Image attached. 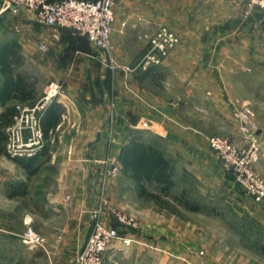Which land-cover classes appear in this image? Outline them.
<instances>
[{
  "label": "crops",
  "instance_id": "crops-1",
  "mask_svg": "<svg viewBox=\"0 0 264 264\" xmlns=\"http://www.w3.org/2000/svg\"><path fill=\"white\" fill-rule=\"evenodd\" d=\"M242 2L115 0L112 39L141 40L145 31L162 24L179 35L180 44L169 55L166 66L162 67L166 75L172 78L176 73L178 87L186 89L194 86L198 98L196 103L187 91L165 101L164 96L159 98L153 91L145 90L142 87L145 76H151L152 70H159L158 67L154 66L156 68H150L148 72L130 74L129 78L120 71L112 75L108 66H102V54L90 46L85 38H77L66 31L53 32L37 21L33 11L21 8L13 10L11 19L0 26V128L1 115L8 108L30 106L42 94L48 82L60 83L62 92L41 117L40 125L47 134V140L45 147L34 158L33 170L7 157L21 174L16 179L6 181L0 197L10 203L14 198H27V209L29 199L33 198L34 206L41 211V221L45 226L53 223L50 229L59 231L55 236L57 246L81 248L90 229V212L98 201V160L108 141L107 131L101 129L107 119L108 91L113 87L116 89L117 114L125 111L133 119L134 126L131 128L141 139L146 130L161 140L170 136L152 108L159 111L166 108L175 118L178 113L187 112L191 107L208 112L213 119L221 122L230 118L228 114L233 110L232 98L221 90L223 82L219 66H226L228 58L229 63H235L234 66L238 61L246 66H264L263 12L253 10L244 16ZM40 43L46 46L45 50L39 48ZM123 44L128 47L131 42ZM181 73L183 77H179ZM147 102L153 105L150 110ZM142 122L149 126H144V129ZM119 125L116 134L121 137H116L118 141L112 148L115 155L126 145L130 130L125 124ZM168 130L171 133L175 131L176 143L182 144L184 150H191L192 144L186 137L181 140L178 134L181 137L184 134L178 128L173 126ZM49 131H52L51 136H48ZM148 144L154 145L151 142ZM0 155L6 156L4 153ZM195 162L204 163L198 158ZM107 183L111 204V196L116 190L125 201V207L138 205L137 202L141 200L139 187L129 176L121 174L110 178ZM148 184L156 185L145 181L142 188L146 191ZM129 192L136 197L129 198ZM29 211L26 210L28 214ZM28 216L25 219L33 221ZM104 223L117 226L116 222L107 218H104ZM120 249V243L116 241L108 250L107 264L126 261ZM142 261L143 258L137 256V263L142 264ZM150 262L157 264L156 258Z\"/></svg>",
  "mask_w": 264,
  "mask_h": 264
},
{
  "label": "rangeland",
  "instance_id": "rangeland-1",
  "mask_svg": "<svg viewBox=\"0 0 264 264\" xmlns=\"http://www.w3.org/2000/svg\"><path fill=\"white\" fill-rule=\"evenodd\" d=\"M242 4V15L246 16L247 12L253 11L247 10L244 0ZM161 26L167 27L164 24L153 27L145 31L142 39L137 41L111 37L110 58L113 60V66H117L115 74L120 71L124 75L118 66H135L147 54L150 48L149 37ZM171 31L178 37L179 43L160 64L150 65L145 70L136 69L124 76L129 78L130 74L144 73L156 66L159 70L153 69L151 76H145V83L142 85L145 90L153 91L159 98L164 96L165 101L174 98L175 94L187 91L196 103L198 98L194 86L190 85L186 89L178 87L176 73L173 74V80L172 76L166 75L163 70L162 66H166L169 55L180 44L179 35ZM128 42L131 44L124 46L123 43ZM88 43L102 54V66H109L108 55ZM229 61L228 58L226 66H219L223 82L221 90L232 98L233 103V110L228 114L230 118L223 119L225 121L213 119L212 114L196 107L188 108L187 112L181 111L175 118L165 110L166 108L159 111L153 109L149 102L146 103L148 109L152 108L151 110L159 116L161 124L170 136L161 140L146 130L141 136L142 140L154 143L174 170V187L168 193H162L157 185L148 184L146 189L169 202L173 207L172 211L143 197L137 202L138 205L125 207V201L116 190L111 196L113 203H110L107 182L110 178L124 174L118 161L121 149L118 155L112 150L113 144L118 141L116 137H121L116 134V130L120 129L119 124L128 126L129 141L131 136L133 137L131 132L135 129L131 128L134 126L133 119L125 111L117 114L116 89L113 87L108 91L107 119L101 125V129L108 133V141L98 160L100 187L98 201L92 211L100 204L99 200L103 196L106 202L101 205L100 221L107 228L115 229L119 239L104 252L103 264H107L108 250L116 241L120 243V254L126 260L117 264H140L137 263V256L143 258L142 264H153L150 262L153 258H156L157 264H264V252L260 249L264 243V198L255 201L233 175L225 170L221 159L209 146V140L213 137L229 141L238 152H247L251 144H254L253 170L259 177L264 178V66H246L244 62L239 61L236 62L237 66H234L235 63ZM191 73L193 74L192 71ZM179 75L183 77L182 73ZM127 86L132 93L128 83ZM238 111L248 112L255 128L252 132L243 129L244 122L236 115ZM142 126L146 129L144 126L149 124L142 122ZM170 126L178 128L179 132L184 134L182 137L178 134L181 140L188 138L187 141L192 144L190 151L184 150L182 144L176 143L177 134L168 130ZM196 158L204 161L203 165L195 162ZM115 162L120 168L116 174L113 172ZM20 174L21 171L13 167L7 156L0 155V195L6 181L20 177ZM182 190L186 191L194 203L202 206L199 211H189L172 200V196L178 195ZM129 193V198L136 197L133 192ZM33 201V198L29 199L28 214L27 198H14L13 203H10L0 197V264H74L80 248L57 246L55 236L59 231L50 229L54 226L53 223L45 226L41 221V211L34 206ZM119 204H122L121 207H118ZM27 216L33 221L26 220ZM104 218L116 222L117 226L106 225ZM57 225L60 226V223ZM28 229L42 238L43 248L23 242L22 236ZM123 240H127V243H123Z\"/></svg>",
  "mask_w": 264,
  "mask_h": 264
},
{
  "label": "built area",
  "instance_id": "built-area-1",
  "mask_svg": "<svg viewBox=\"0 0 264 264\" xmlns=\"http://www.w3.org/2000/svg\"><path fill=\"white\" fill-rule=\"evenodd\" d=\"M244 1L248 11L260 10L264 13V0ZM114 5L115 0H2L0 12L8 7L30 10L34 12L39 23L53 32L67 30L73 35L85 38L108 55V68L113 75L117 67L113 66L110 58ZM178 43V37L169 28L161 26L149 37V51L135 66L118 67L126 76L136 69L145 70L150 65H158ZM39 48L45 50L46 46L40 43ZM61 91L62 85L51 81L45 85L42 96L34 105L15 106L16 114L12 123L5 128L4 152L8 157H32L44 147L47 139L41 129L40 118L57 100ZM236 115L244 122L243 129L246 132L255 129L248 112L238 111ZM51 133L49 131L48 136ZM209 146L221 159L225 170L233 175L255 201L264 198V178L259 177L253 170L254 144H251L247 152H238L229 141L213 137L209 140ZM119 169L115 162L114 174ZM99 201L100 204L90 213V232L77 253L74 264H103L104 252L119 239L115 229L107 228L100 221L102 206L106 201L103 196ZM22 239L28 245L43 248L42 238L31 229L23 234ZM123 243H127V240H123Z\"/></svg>",
  "mask_w": 264,
  "mask_h": 264
},
{
  "label": "trees",
  "instance_id": "trees-1",
  "mask_svg": "<svg viewBox=\"0 0 264 264\" xmlns=\"http://www.w3.org/2000/svg\"><path fill=\"white\" fill-rule=\"evenodd\" d=\"M35 102L30 104V106L34 105ZM15 114L16 108L14 106L12 107V109L8 108L1 115L2 123L0 128V144H2V149L0 148V153L5 154L4 144L6 140V133L3 129L12 123V119ZM8 115L10 116L9 119H7ZM43 133L46 137V132L43 131ZM132 134L133 137L131 136L128 143L121 148L118 156V161L121 164L122 172L125 175L129 176L137 184V186L139 187V196L143 198H149L164 209L172 211L173 207L169 202L162 200L158 195L148 192L144 188H142L143 183L147 181L155 183L162 193H168L174 187V170L172 166L164 157L160 149L155 147V145L144 142L136 132H131V135ZM42 149L39 152H41ZM39 152H37L32 157L10 158L6 154L5 155L8 158L14 160L18 165L29 168L30 171H32L34 158ZM172 200L182 205L183 208L189 211H199L202 208V206L196 204V202L194 203V200H191L185 190H182L176 196H172ZM260 249L264 252V243L261 245Z\"/></svg>",
  "mask_w": 264,
  "mask_h": 264
},
{
  "label": "water",
  "instance_id": "water-1",
  "mask_svg": "<svg viewBox=\"0 0 264 264\" xmlns=\"http://www.w3.org/2000/svg\"><path fill=\"white\" fill-rule=\"evenodd\" d=\"M13 10H20L18 7H8L0 12V26L5 25L12 17Z\"/></svg>",
  "mask_w": 264,
  "mask_h": 264
}]
</instances>
